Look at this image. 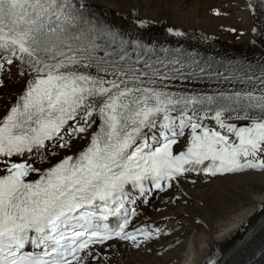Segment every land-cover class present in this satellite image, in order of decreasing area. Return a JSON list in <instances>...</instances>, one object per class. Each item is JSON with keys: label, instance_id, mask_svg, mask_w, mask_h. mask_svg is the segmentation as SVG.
Masks as SVG:
<instances>
[{"label": "snow or ice", "instance_id": "6c2138e0", "mask_svg": "<svg viewBox=\"0 0 264 264\" xmlns=\"http://www.w3.org/2000/svg\"><path fill=\"white\" fill-rule=\"evenodd\" d=\"M246 7L264 14V0ZM13 67L22 86L0 115V264H101L98 246L162 234L129 230L149 187L264 172V57L221 62L145 42L90 0H0V87ZM52 143L71 154L29 162Z\"/></svg>", "mask_w": 264, "mask_h": 264}, {"label": "bare ground", "instance_id": "6f19581e", "mask_svg": "<svg viewBox=\"0 0 264 264\" xmlns=\"http://www.w3.org/2000/svg\"><path fill=\"white\" fill-rule=\"evenodd\" d=\"M90 2L96 11L123 28L135 26L144 37L170 40L173 37L167 29L176 25L185 33L179 38L183 41L220 47L246 56H264V43L261 42L264 37L257 22L258 13L252 15L246 7L248 0ZM137 17L149 21L144 29L138 28ZM254 25L256 33L252 32ZM235 26L247 31L240 40L224 35L227 28ZM15 71L13 67L12 79H8L7 71L3 74L5 83L0 87V115L6 112L5 101L22 86L15 79ZM232 122L238 126L248 123ZM211 123L215 126L214 121ZM184 143L182 140L176 150H181ZM73 147L76 149L79 144L74 141ZM66 154L69 153L56 148L52 161ZM41 164L46 166L48 159ZM137 209L138 215L131 223L133 228L159 227L162 234L139 248L117 241L110 243L115 247L102 246L97 250L101 264H209L212 258L220 264H238L252 254L257 243L264 238L263 219L256 230L239 242L256 219L264 214V172L247 170L243 174H217L208 181L200 176V172H194L191 178L180 177L167 190L156 193L146 206ZM227 249L230 253L223 257ZM254 261L264 264L260 256Z\"/></svg>", "mask_w": 264, "mask_h": 264}, {"label": "rangeland", "instance_id": "374dc122", "mask_svg": "<svg viewBox=\"0 0 264 264\" xmlns=\"http://www.w3.org/2000/svg\"><path fill=\"white\" fill-rule=\"evenodd\" d=\"M253 15V14H252ZM254 16V15H253ZM255 19V18H254ZM217 26H219L218 24H216ZM171 26H174V27H177L176 25H171ZM217 26H214V29H216L217 28ZM253 27H256L255 25L254 26H252V28ZM235 29V31H232L231 29ZM248 28L249 27H247V30H248ZM240 31V32H239ZM243 31V32H242ZM226 34H228V35H226V34H224L225 36H229L231 39L233 38V40H240L241 39V37L242 36H244V33H247V31L245 30H243V29H239V27H232V28H227V30H226V32H225ZM242 34V35H241ZM263 37H264V33H263ZM218 48V47H217ZM224 50V49H223ZM226 51H228V50H226ZM230 52V51H229ZM260 58V57H259ZM261 239V238H260ZM260 241V240H259ZM259 243H257V245H258ZM256 245V246H257Z\"/></svg>", "mask_w": 264, "mask_h": 264}]
</instances>
